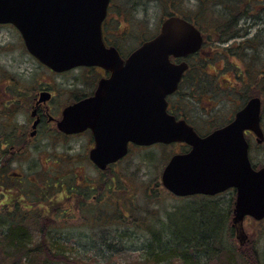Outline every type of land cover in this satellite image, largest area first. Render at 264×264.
I'll return each instance as SVG.
<instances>
[{
    "label": "water",
    "instance_id": "water-1",
    "mask_svg": "<svg viewBox=\"0 0 264 264\" xmlns=\"http://www.w3.org/2000/svg\"><path fill=\"white\" fill-rule=\"evenodd\" d=\"M109 3L0 0V24H13L28 51L56 72L81 66L112 72L94 97L66 108L59 123L68 133L92 129L96 147L90 157L99 168L125 157L130 143H187L191 151L170 160L162 173L163 185L177 196L215 195L236 189L233 222L244 243L245 217L264 219V167H253L245 135L251 131L258 143L264 141L261 98L253 97L227 126L199 136L185 121L168 114L166 98L177 89L188 66L175 65L170 57L197 52L203 42L200 31L185 19L171 17L158 36L125 60L103 39Z\"/></svg>",
    "mask_w": 264,
    "mask_h": 264
},
{
    "label": "rangeland",
    "instance_id": "rangeland-1",
    "mask_svg": "<svg viewBox=\"0 0 264 264\" xmlns=\"http://www.w3.org/2000/svg\"><path fill=\"white\" fill-rule=\"evenodd\" d=\"M114 4L117 6L123 5L122 9L127 14L128 20L132 21V18H134L138 22V24L134 22L139 28L136 37L127 36L122 43L132 44V49L138 48L143 41L152 38L159 30L161 22L172 14L169 7L163 6L156 0H114ZM133 5L137 7L135 8ZM194 6V0L186 1V4L181 9L183 11L185 9L189 14H192V11L195 10ZM131 12H136L137 18ZM207 18L214 23V17ZM259 28L262 27L254 26L250 30L248 38H255L261 34L260 36L264 40V34L259 31ZM203 31L206 33L204 29ZM206 34L208 35V32ZM18 36L19 34H16L11 27L0 28V41L2 43L9 42L11 45H15L17 41L20 42V36ZM124 47L126 45H123V49ZM260 52H262L261 60L255 62L261 68L259 72L254 71L256 79L264 71V49H260ZM2 57L7 58V55L3 52L0 55V67L2 66ZM2 64L0 74L2 73V68L5 67V63ZM23 70H25V78H41L48 82L52 79L61 80L63 78L75 79L83 77L81 75L82 72H79V70L75 74L66 76L48 74L41 68L35 67L32 62L26 63L21 71ZM255 88L257 87H251L252 90ZM253 96L262 98L260 94ZM226 103L222 104L223 111L220 113L221 116L229 115L234 107L232 103ZM252 140L250 153L253 164L257 167H264V144L258 146L254 136ZM87 142V138L84 137L74 141L73 149L71 150H68L67 144L61 143L51 149L27 150L24 153L25 166L23 170L25 174L36 176L37 178L36 182L26 180L22 186V191L19 192V194H23L22 198L25 200L24 209L26 206H34V213L36 211L47 212V209L53 211L49 216L50 220L54 221V224L47 235L48 244L54 253L64 254L72 260L70 263L59 262L56 264H158L156 263V257L148 252L150 251L149 245L153 244L154 248L152 233L144 230L145 228L140 226L141 222L146 219L145 223H149L151 229L155 227L160 230L163 227L171 234L177 232L180 236H187L186 234L193 233L199 227V218L205 214L211 216V205H214V210L217 207L220 212L228 214L231 212L230 223L228 224L231 227L232 192L218 195L214 197L215 199L210 200L209 196L202 195L175 196L168 191L166 192L162 187V189L158 187L159 190L153 191L158 179L160 184H162L161 173L171 156L170 152L172 150L164 148L149 149L141 152L133 150L128 158L119 163L110 172H106L109 178L117 176L119 181L112 188L116 194H119L118 196H122L120 197L122 198V203L130 201L135 207V209L126 210L127 212L124 215L121 211L118 212L121 213L120 215H117L118 213L110 214L109 219H107L109 213L106 212L107 208L104 202L105 199L110 198L107 196L111 194L106 187L102 188L100 194L93 192L91 196L78 194L76 197L71 193L62 192L59 185L57 188L53 185L55 183L60 184V179L57 176H67L70 179H74L70 180L69 184L74 185L73 189L79 192L83 190L81 185L84 186L90 183L95 186V184H100L96 181H100L103 178H99V173L87 161L86 156L89 153ZM45 172H49L47 177L43 176ZM88 180L89 182H87ZM38 187L39 189H37ZM45 187L49 188L50 193H47V196L54 203L49 206L45 204L47 201L42 202V194L46 190ZM9 188L13 189L15 193L13 197L18 198L19 196L16 194L18 192L15 189L18 188V185H11ZM93 195H98L99 202L97 205L90 204ZM4 201V197H0V213L2 212L1 204ZM97 206H100L102 210L101 219H97ZM110 218L113 220H110ZM211 221L212 226L218 223L215 218ZM223 221L220 220V223ZM8 227V218L2 219L0 222V236L7 232ZM30 228L34 233V242H39L40 236H38L37 231H35L33 226ZM244 231L249 238V242L243 248L239 246L240 256L243 255V259L248 264H264V221L256 222L252 218H246ZM166 235L167 233L163 237L167 238ZM229 242L230 246L238 247L239 241L237 239L233 240V243L230 240ZM1 246L0 239V253L2 255L3 248ZM151 251L153 253L154 249H151ZM189 251L196 253L197 250L189 249ZM212 252H215L214 248ZM216 252L209 258L206 253H203L200 255V262L202 264H230L229 261L232 258L229 257L227 252ZM172 253L170 252V254ZM4 259L3 255L0 256V263H5L2 262ZM182 261L183 259L179 257L172 260L171 263L162 264H183ZM49 264L55 263L51 262Z\"/></svg>",
    "mask_w": 264,
    "mask_h": 264
},
{
    "label": "flooded vegetation",
    "instance_id": "flooded-vegetation-1",
    "mask_svg": "<svg viewBox=\"0 0 264 264\" xmlns=\"http://www.w3.org/2000/svg\"><path fill=\"white\" fill-rule=\"evenodd\" d=\"M131 14L136 17V12H131ZM170 16L173 15H169L161 22L159 30L153 37L160 34L163 22ZM180 17L194 25L202 33L203 44L197 52L187 56H171L173 64L187 63L188 67L184 71L177 89L166 98L167 112L179 121H186L194 128L196 133L201 137H205L233 121L237 112L246 105L247 101L254 97L246 95L248 76L246 71L243 70L242 63L239 62V55H233L231 51L229 54L223 52L226 49H233L235 43L237 45L234 49L239 48L240 42L235 41H244L249 38L247 36L241 40L236 39L228 44H222L212 39L210 34L208 38L193 17ZM134 22L138 24L134 18H132V21L128 20L127 14L123 11L121 5L117 6L114 4V0H111L107 17L103 22V37L106 45L115 47L124 59H127L136 49H132V44H122L127 36L136 37L139 28ZM5 26L11 27L16 34H19L20 42L17 41L15 45H11L9 42L2 43L0 41V55L2 52L7 55V58L2 57L1 59V65L3 66L2 63H5V67L2 68L3 70L0 74V183L6 188L3 194L5 201L1 204V209L12 212L15 209V205L18 204L17 206L25 211V200L22 198L23 194H19V192L22 191V186L26 180L29 182L37 181L36 176H29L23 170L25 166L24 153L27 150L51 149L61 143L67 144L68 150H71L73 149L74 141L85 137L89 147V153L86 156L87 161L99 173V178L104 180L105 177L103 176L108 175L106 172H110L119 163L128 158L133 150H149L163 147L164 149L172 150L170 159L175 154H182L191 150L189 145L180 142L158 143L151 146L130 143L129 153L124 159L109 164L105 169L99 168L90 157L91 151L96 147L92 129L68 133L59 128V123L63 119L66 108L94 97L101 82L110 79L112 72L99 66H83L64 72H56L29 53L23 37L15 26L0 24V28ZM123 45H126L124 49ZM30 62L48 74L66 76L75 74L79 70V72H82L81 75L83 77L75 79L63 78L61 80L52 79L49 82L41 78H25V70H21L26 63ZM58 81L60 82L58 83ZM226 102L232 103L234 107L229 115L221 116L220 113L223 111L222 104ZM246 136L252 148V137L254 134L247 131ZM48 173H43V176L47 177ZM57 178L61 181L60 188L62 190L69 193L73 192L74 185L69 184L70 180L73 179L67 176H57ZM110 179H114V176ZM44 180L49 181L47 179ZM102 180L96 182H101ZM116 184L115 182L114 186ZM11 185H18V188H15L18 192L16 193L19 196L18 198L13 197L15 193L13 189L9 188ZM81 186L87 190H95L97 194H100L98 184L92 186L87 183ZM232 195L234 196L233 192ZM92 197L90 204L97 205L99 202L98 195H93ZM214 197L216 196L209 199L213 200L215 199ZM45 204L49 206L54 203L51 199ZM43 206L45 205L43 204ZM26 207L33 209L31 206ZM47 211L49 212L50 210L47 209ZM233 211L234 206L232 214ZM19 213L21 214L22 211L19 210ZM248 242V239L242 245L239 242L240 248L246 246Z\"/></svg>",
    "mask_w": 264,
    "mask_h": 264
},
{
    "label": "trees",
    "instance_id": "trees-1",
    "mask_svg": "<svg viewBox=\"0 0 264 264\" xmlns=\"http://www.w3.org/2000/svg\"><path fill=\"white\" fill-rule=\"evenodd\" d=\"M156 1L165 7H169L172 15L176 14L179 16L193 17L195 22L199 24L206 33L208 32V35L206 34L208 38L210 34L212 39H215L222 44H228L233 40L247 37L254 26L262 27L259 28V31L264 34V0H194L195 10L192 11V14H189L185 9L184 11L181 9L183 8L182 6L186 4V1L191 0ZM133 6L135 8L137 7L136 5ZM121 7H123V5ZM207 17H214V23L209 21ZM260 35H257L255 38L245 39L244 41H235L238 43L240 42L239 48L234 49L237 45V43L234 42L235 45L233 49H226L223 50V52L226 54L233 52V55H239V62L242 63L243 70L246 71L248 76L246 95L251 97L260 94L264 99V71L261 72L259 78L256 79L254 77V71L259 72L261 69L255 62L261 60L262 52H260V49H264V40ZM251 87L257 88L252 90ZM159 148L161 149L163 147ZM141 151L147 150H138V152ZM103 177H105V180L103 179L98 185L99 192L102 188L106 187L111 194L107 196L110 198L105 199L104 202V205L107 208L106 212L109 213L107 219H109L110 214H116L121 211L124 215L126 214L125 212H127L126 210L135 209L133 203L130 201L123 204L122 198H120L122 196H118L119 194L114 192V184L119 181L117 176H114V179H110L108 175ZM60 182L61 181H59V183ZM60 184L55 183L53 185L57 188L58 185L61 186ZM3 187L2 183H0V197H4L3 194L6 188ZM158 187L164 189L162 184H160L159 179L157 180V185L153 187V191L159 190ZM45 189L46 190H44L42 194V202L47 201L48 203L49 196H47V193H50V191L48 190V187H45ZM82 189L81 192L74 189L73 192L70 193L77 197L78 194L91 196V193L96 192L95 190L91 191L85 188ZM164 190L167 192L166 189ZM62 192H64V190H62ZM234 198L235 196L232 198L233 202ZM17 205H15V209L12 212L2 209V212L0 213V222L2 219L7 218L9 222L7 232L0 236L2 243L1 247L3 248L2 255L5 258L2 260V262L5 263L0 264H49L51 262L56 264L59 262H72V260L64 254L54 253L48 244L47 235L51 226L54 224V221H51L49 216L53 211H47V213L36 211L34 213L33 209L31 210L29 207H26L25 211H23ZM31 207L33 208L34 206ZM19 210L22 211L21 214H18ZM96 210L97 219H101V207L97 206ZM210 211L211 216L205 214L203 217L199 218V227L196 228L193 233L186 234L187 236H180L177 232L171 234L163 227L160 230L155 227L151 229L149 223H145L146 219L144 222H141L140 226H143L145 228L144 230L152 233L151 236L154 248L153 244L149 245L150 251L148 252L156 257V263H171L172 260L180 257L183 259V264H202L200 262V255L203 253H206L209 258V256L211 257L216 251H222L223 253L227 252L229 257L232 258L229 261L230 264H248L247 261L243 259L244 256H240L238 251L239 244L237 245L238 247L230 246L229 240L233 243V240L236 239L235 228L232 225L231 227L228 225L230 223L231 212H229V214L220 212L217 207H215L214 210V205H211ZM121 213H118L117 215H120ZM213 218H215V221H218L217 224L218 226L220 224L219 227L217 224H213L212 226L211 220ZM110 220L113 219L110 218ZM220 220L224 221L220 223ZM31 226L35 228L38 236H40L39 242H34V233L30 228ZM165 233H167V238L163 237ZM213 248L215 249V252H212ZM151 249H154L153 253ZM189 249L197 251L196 253H191ZM170 252L173 253L170 254ZM2 255L0 253V256ZM42 256L43 258H41Z\"/></svg>",
    "mask_w": 264,
    "mask_h": 264
}]
</instances>
